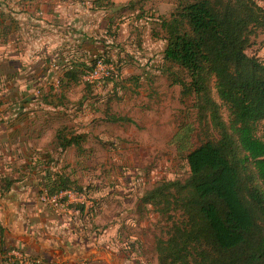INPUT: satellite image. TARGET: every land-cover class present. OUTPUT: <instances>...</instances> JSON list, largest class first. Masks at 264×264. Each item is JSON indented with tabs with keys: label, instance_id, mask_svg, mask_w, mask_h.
Listing matches in <instances>:
<instances>
[{
	"label": "trees",
	"instance_id": "obj_1",
	"mask_svg": "<svg viewBox=\"0 0 264 264\" xmlns=\"http://www.w3.org/2000/svg\"><path fill=\"white\" fill-rule=\"evenodd\" d=\"M92 4L97 9L114 7L110 0ZM13 25L0 5V39ZM160 28L167 78L180 88L179 97L189 101L204 140L192 146L188 131L177 134V154L186 161L188 175L162 179L144 191L136 203V222L152 212L166 223L153 238L156 264H264V138L256 136L258 125L264 124V61L246 54L254 44L251 38L264 33V8L256 0H179ZM93 51L87 62L75 59L64 67L61 90L80 84L83 72L97 59ZM84 138L57 129L53 143L61 152L70 147L81 152ZM45 167L39 172L38 194L51 198L81 191L70 175ZM96 207V201L90 209L71 207L81 232L94 223ZM120 243L114 249L131 264H140V247ZM15 250L6 247L0 226V264H7L5 256ZM25 254L28 264H44ZM26 262L15 259L12 264Z\"/></svg>",
	"mask_w": 264,
	"mask_h": 264
},
{
	"label": "rangeland",
	"instance_id": "obj_2",
	"mask_svg": "<svg viewBox=\"0 0 264 264\" xmlns=\"http://www.w3.org/2000/svg\"><path fill=\"white\" fill-rule=\"evenodd\" d=\"M110 1L114 8H119L117 12L111 13L113 7L95 9L92 0H53L60 17L57 25L62 27L59 31L80 33L90 42L100 43V52L96 53L98 56L95 59L100 57L104 63L111 64L113 77L91 85L83 82L81 75L77 87L62 90L60 81L56 85L54 78L50 81L53 86H45L52 88L54 94L39 87L28 89L27 95L18 98L15 104L8 105L3 111L11 116L26 115L36 129L34 137L38 140L32 142L39 149L36 152L50 153V167L70 175L71 180L81 188V191H72L85 194L83 198L85 201L86 197L89 202V209L95 201L98 202L94 223H88L81 232L79 227L71 224L68 214L65 215L72 209L70 207L80 204L71 202L55 212L44 196L38 194V204L51 212L53 220L50 223L43 221L46 233L42 240L58 245L69 236L75 241L77 239L76 243L82 247L91 244L106 251L115 257H110L114 260L111 264L132 263L114 249L121 245L120 241H129L140 247L137 255L140 264H156L153 238L162 234L166 223L152 212L137 223L136 203L153 183L162 179H182L188 175L186 161L176 150L179 132L188 131L187 137L192 146H198L204 136L189 101L179 97V87L170 85L163 64L165 41L160 22L169 19L179 0ZM256 1L264 8V0ZM0 5L13 21L23 26L30 25L24 19L34 16L26 9V0H0ZM23 6L26 12H23ZM100 15L104 18L114 16L115 25L109 29L105 27L101 37L90 38L91 17L97 21ZM23 26L21 29H24ZM33 27L30 25L29 29ZM251 39L254 44L246 54L264 61V33H258ZM17 42L11 45L13 50L1 48L0 55L3 51L18 52L22 49L19 39ZM73 47L62 52L80 57L79 50ZM45 101L50 103L46 107ZM223 116L226 117L225 112ZM110 117L117 118L118 122H111ZM57 129H64L74 136L83 135L82 151L76 152L73 148L64 152L57 150L53 144V133ZM256 136L264 138V124L258 125ZM35 158L39 160L37 156ZM40 165L45 167L46 163L41 162ZM59 214L65 217L59 219ZM130 221H135V224L129 225ZM94 227H97L96 230ZM105 235H108V241ZM95 237L98 240L94 241ZM13 252L5 256L7 264H12L15 259L26 262L27 256L23 251ZM88 257L90 255L83 252L79 259Z\"/></svg>",
	"mask_w": 264,
	"mask_h": 264
},
{
	"label": "crops",
	"instance_id": "obj_3",
	"mask_svg": "<svg viewBox=\"0 0 264 264\" xmlns=\"http://www.w3.org/2000/svg\"><path fill=\"white\" fill-rule=\"evenodd\" d=\"M26 4L28 5L26 9H29L28 12H31L34 17L27 16L24 20L27 21V25L34 27L29 29L30 25L23 26L18 21H14L12 32L7 34L3 43L0 44V49H14L11 45H16L19 39V43L23 46L18 52L3 51L0 55V110L2 108V114H0V226L3 229L4 243L6 247H16L28 255L41 258L44 264H111L114 260L110 257H115L91 244L82 247L76 243L77 239L75 241L69 236L58 245H50L41 239H44L42 236L46 233L42 227L43 221L50 223L53 220L51 212L37 202L41 181L39 172L46 168L40 165L41 162L50 163L51 156L48 152L46 154L41 151L36 152L39 149L32 143L38 140L34 137L36 129L31 126L32 121L26 118V115L11 116L3 110L8 105L15 104L18 98L21 99L27 95L28 89L39 87L54 94L52 88H49L53 86L50 85V81L54 78L61 81L64 67L73 60L81 59L85 63L90 58V52L96 49V53H99L100 43L90 42L87 40L89 38H83L80 33L67 34V31H59L62 27L57 25L60 17L56 12L58 8H54L56 2L53 0H26ZM26 9L23 6V12H26ZM112 9L111 13L119 10L117 7ZM100 16L97 17V21L90 16L89 27L92 32L90 38L101 37L105 27L109 29L115 25L114 16L108 15L106 18ZM21 26L24 29H21ZM20 31L22 33H19ZM72 46H74L73 49L79 50L80 57H72L69 54L71 52L65 54L62 52V50L71 49ZM61 56L65 57L61 59L63 66L59 67L58 60ZM52 65L57 68L53 69ZM46 97H48L47 94ZM49 104L45 101V107ZM54 135L55 131L53 139ZM35 156L39 158L38 161ZM48 165L50 167V164ZM8 182L11 183L7 188ZM67 214L71 224L79 227L77 212L71 209L65 215ZM58 216H61L59 219L65 217L64 214ZM83 252L90 257L79 259Z\"/></svg>",
	"mask_w": 264,
	"mask_h": 264
},
{
	"label": "built area",
	"instance_id": "obj_4",
	"mask_svg": "<svg viewBox=\"0 0 264 264\" xmlns=\"http://www.w3.org/2000/svg\"><path fill=\"white\" fill-rule=\"evenodd\" d=\"M53 69H56V66L52 65ZM114 73V69L111 64H106L102 59L97 58L95 60V64L92 66V68L87 69L82 74V80L85 83L94 85L99 84L100 82L104 81L106 78H112ZM59 81L56 80V85H58ZM38 93V92H37ZM83 193H77L72 190H67L64 192H61L59 195L49 198L46 194H42L44 196V199H46L51 205L50 207L57 212L58 210L66 207L67 204H80L84 205L85 208L89 207V202L86 200L84 201ZM14 255H17L13 252ZM18 256V255H17ZM25 264H28L26 262Z\"/></svg>",
	"mask_w": 264,
	"mask_h": 264
}]
</instances>
